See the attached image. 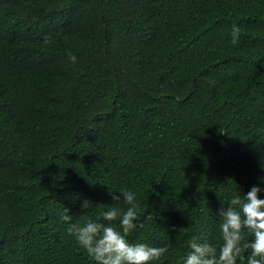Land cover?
<instances>
[{"label":"trees","instance_id":"1","mask_svg":"<svg viewBox=\"0 0 264 264\" xmlns=\"http://www.w3.org/2000/svg\"><path fill=\"white\" fill-rule=\"evenodd\" d=\"M262 163L264 0H0V264H95L59 217L110 186L180 264Z\"/></svg>","mask_w":264,"mask_h":264},{"label":"clouds","instance_id":"2","mask_svg":"<svg viewBox=\"0 0 264 264\" xmlns=\"http://www.w3.org/2000/svg\"><path fill=\"white\" fill-rule=\"evenodd\" d=\"M241 29L236 23L231 28L232 43H238ZM68 59L75 63L77 56L68 52ZM264 172V163L261 164ZM258 184L249 190L234 194L227 200L221 198L216 211L219 218V245L193 237L187 241V251L180 264H264V175ZM108 194L118 203L101 209L97 218L85 219L83 223L73 220L69 209L60 213L65 231L74 238L80 248L95 264H150L158 260L167 247H156L147 243H132L126 239L136 229L140 212L135 191L123 187H109ZM128 205L120 207V203ZM89 201L81 203L87 209ZM119 222V229L116 222Z\"/></svg>","mask_w":264,"mask_h":264}]
</instances>
